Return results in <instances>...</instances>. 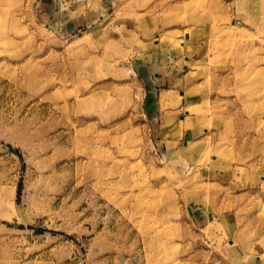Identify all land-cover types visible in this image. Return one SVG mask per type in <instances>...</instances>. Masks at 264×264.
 Wrapping results in <instances>:
<instances>
[{"label": "rangeland", "instance_id": "rangeland-1", "mask_svg": "<svg viewBox=\"0 0 264 264\" xmlns=\"http://www.w3.org/2000/svg\"><path fill=\"white\" fill-rule=\"evenodd\" d=\"M0 264H264V0H0Z\"/></svg>", "mask_w": 264, "mask_h": 264}, {"label": "crops", "instance_id": "crops-1", "mask_svg": "<svg viewBox=\"0 0 264 264\" xmlns=\"http://www.w3.org/2000/svg\"><path fill=\"white\" fill-rule=\"evenodd\" d=\"M158 73H156V75L154 74L156 80H159V76L157 75ZM158 76V77H157Z\"/></svg>", "mask_w": 264, "mask_h": 264}]
</instances>
